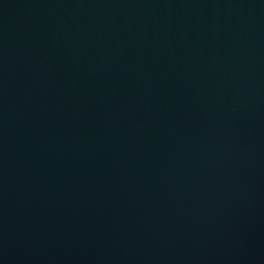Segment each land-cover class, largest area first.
Listing matches in <instances>:
<instances>
[{"label":"water","instance_id":"95a60500","mask_svg":"<svg viewBox=\"0 0 264 264\" xmlns=\"http://www.w3.org/2000/svg\"><path fill=\"white\" fill-rule=\"evenodd\" d=\"M0 264H264V0H0Z\"/></svg>","mask_w":264,"mask_h":264}]
</instances>
